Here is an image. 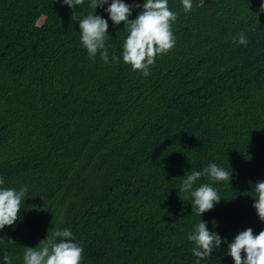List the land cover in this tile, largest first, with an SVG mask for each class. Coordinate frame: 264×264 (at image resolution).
Listing matches in <instances>:
<instances>
[{
  "label": "trees",
  "instance_id": "1",
  "mask_svg": "<svg viewBox=\"0 0 264 264\" xmlns=\"http://www.w3.org/2000/svg\"><path fill=\"white\" fill-rule=\"evenodd\" d=\"M88 5L73 16L59 0H0V178L27 189L14 224L0 229V258L22 264L24 246L68 228L82 247L80 264H194L186 234L199 217L179 191L180 176L210 161L231 175L229 184L195 182L221 196L201 214L206 227L229 241L247 227L258 233L259 0H193L187 13L168 0L175 44L147 76L119 59L123 22L108 21V62L88 58L76 22ZM102 7L94 14L106 17ZM241 32L245 45L232 40ZM200 264H232L223 241Z\"/></svg>",
  "mask_w": 264,
  "mask_h": 264
},
{
  "label": "clouds",
  "instance_id": "2",
  "mask_svg": "<svg viewBox=\"0 0 264 264\" xmlns=\"http://www.w3.org/2000/svg\"><path fill=\"white\" fill-rule=\"evenodd\" d=\"M59 2L72 10L71 15L74 16L75 6L83 0ZM179 3L185 13L192 9L193 0H179ZM88 6L91 11L77 18L76 22L79 42L89 59H95L99 54L103 62H108L106 41L110 38L106 30L109 20L112 25L123 22L122 27L125 28L126 35L120 45L119 59L143 76L149 74V66L154 63V58L166 53L175 44L171 23L175 21L177 14L168 7V0H140L139 3L136 0L131 3H126L125 0H89ZM97 7H102L107 16L94 14ZM133 9L139 11L129 19ZM254 13H264V0H259V6ZM232 40L240 45L247 43L242 32L235 34ZM112 59H117L115 54ZM230 175L229 167L225 169L210 161L200 169H191L187 174L180 176L179 191L183 193L184 201L191 198V211L199 217L198 222L194 223L191 231L186 234V239L192 244L190 251L196 258L194 264H200L201 259L208 257L213 249L220 248L222 241L226 245V254L231 258L232 264H264V227L255 234L251 227L244 228L229 241L206 227V222L201 219V214L212 209L221 196L211 183L197 185L195 182L206 176L209 181L226 180L229 184ZM3 185L4 180L0 178V229L14 224L21 208V200L25 199L27 191L23 185L18 188ZM253 185L254 198L251 207L255 210L258 220L264 223V180H257ZM72 235L68 228H57L51 235L47 234L40 239L35 246H24L22 264H80L82 247L72 239ZM5 239L6 237L0 236V242ZM7 240L11 241L10 238ZM0 259L4 264H13L7 253Z\"/></svg>",
  "mask_w": 264,
  "mask_h": 264
}]
</instances>
